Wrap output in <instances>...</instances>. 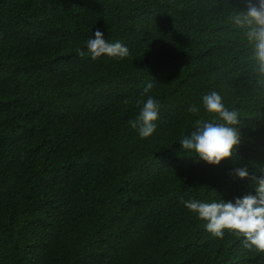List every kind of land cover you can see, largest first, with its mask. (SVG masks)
Wrapping results in <instances>:
<instances>
[{
	"label": "trees",
	"instance_id": "obj_1",
	"mask_svg": "<svg viewBox=\"0 0 264 264\" xmlns=\"http://www.w3.org/2000/svg\"><path fill=\"white\" fill-rule=\"evenodd\" d=\"M247 2L0 0V264H264L182 203H234L255 194L234 169L264 171V84L231 20ZM97 30L129 56L93 60ZM149 82L160 108L142 139L129 121ZM213 91L240 120L219 166L179 144L222 122Z\"/></svg>",
	"mask_w": 264,
	"mask_h": 264
},
{
	"label": "clouds",
	"instance_id": "obj_2",
	"mask_svg": "<svg viewBox=\"0 0 264 264\" xmlns=\"http://www.w3.org/2000/svg\"><path fill=\"white\" fill-rule=\"evenodd\" d=\"M231 20L237 29L242 30L251 49L250 59L255 61L253 70L260 78L259 83L264 84V0H248L247 12H236ZM86 47L93 60L104 55L123 59L130 54L123 43L105 41L99 30L94 38L86 42ZM79 55L84 57L85 52L81 50ZM153 87L152 82L147 83L144 89L147 99L137 101L138 105H142L140 113L136 119L129 121L133 129H138L142 139L151 137L157 128L155 122L160 104L147 95ZM203 106L222 122L198 120L195 129L179 144L186 154L193 153L206 164L219 166L222 161L233 159L241 143V134L236 128L240 124L239 114L226 108L221 95L215 91L203 96ZM188 111L195 114L198 108L192 105ZM231 174L240 180H250L255 194L237 198L234 203L221 197L212 202L190 199L182 203L206 222V230L214 237L223 238L227 230L243 237L244 246L249 250L264 253V171L257 176L250 175L247 168H236Z\"/></svg>",
	"mask_w": 264,
	"mask_h": 264
}]
</instances>
